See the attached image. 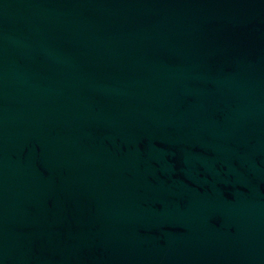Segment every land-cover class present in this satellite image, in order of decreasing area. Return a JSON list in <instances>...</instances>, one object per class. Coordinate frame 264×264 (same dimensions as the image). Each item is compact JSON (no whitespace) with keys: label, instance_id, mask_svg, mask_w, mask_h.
Here are the masks:
<instances>
[{"label":"water","instance_id":"water-1","mask_svg":"<svg viewBox=\"0 0 264 264\" xmlns=\"http://www.w3.org/2000/svg\"><path fill=\"white\" fill-rule=\"evenodd\" d=\"M0 264H258L200 0H0Z\"/></svg>","mask_w":264,"mask_h":264}]
</instances>
